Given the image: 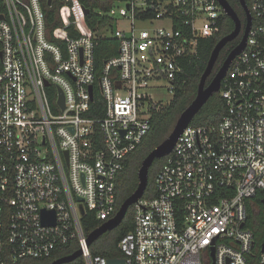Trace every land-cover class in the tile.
Here are the masks:
<instances>
[{
  "label": "built area",
  "instance_id": "obj_1",
  "mask_svg": "<svg viewBox=\"0 0 264 264\" xmlns=\"http://www.w3.org/2000/svg\"><path fill=\"white\" fill-rule=\"evenodd\" d=\"M3 1L0 264L50 257L72 240L86 264H110L92 254L82 218L116 214L117 175L159 106L151 89L166 81L174 94L184 60L198 56L200 40L219 33L227 14L219 0H113L106 14L118 53L99 70L98 38L79 0H59L62 24L52 32L42 0ZM249 7L246 47L219 92L226 113L184 129L155 177V196L134 204V227L114 259L264 264V241L257 258L246 226L247 201L264 191V0ZM119 16L130 29L118 26ZM52 210L55 223H46L43 213Z\"/></svg>",
  "mask_w": 264,
  "mask_h": 264
},
{
  "label": "trees",
  "instance_id": "obj_2",
  "mask_svg": "<svg viewBox=\"0 0 264 264\" xmlns=\"http://www.w3.org/2000/svg\"><path fill=\"white\" fill-rule=\"evenodd\" d=\"M47 14L49 31L52 32L54 27L62 24V20L58 16V12L63 3L54 0L49 4L48 0H42ZM90 12L86 15V21L89 27L94 31L98 38V44L95 49V64L100 70L106 59L118 53V41L111 33L114 18L109 16L107 11L112 6L113 0H79ZM231 6L237 11L239 16L245 20L246 14L240 3V0H228ZM251 5L252 0H246ZM6 13V6L3 0H0V15ZM234 28L233 20L225 15L221 21V30L209 38H202L199 42L198 56L187 58L184 60L182 71L179 79L175 82V92L172 100L165 104L159 105L154 109L151 117V128L144 137L142 143L131 152L124 160V168L117 175L116 179V195L117 204L116 212L120 205L128 198L138 185V170L143 159L158 146L171 132L179 115L195 97L198 84L203 71L206 68L213 48L217 42L225 35L229 34ZM73 37H77L78 33L74 30V26L69 27ZM232 44L229 52L238 44L241 39ZM226 58V56H225ZM224 58V59H225ZM223 59L217 60L214 73L223 64ZM226 103L220 93L214 94L208 102L203 106L200 112L195 116L192 125H210L216 124L226 113ZM91 115H94L93 113ZM97 114L96 116H98ZM167 157L156 159L149 171V185L144 194L145 198H152L156 194L155 177L158 171L163 167ZM264 191H259L255 197L247 201L248 219L246 226L254 232L255 246L254 252L258 256L261 254V246L264 241ZM134 209L132 205L122 223L113 230L107 231L91 245L90 249L94 255H103L107 258H115L123 256L122 250L119 248V242L122 237L131 231L134 227ZM103 221L99 220L92 212L82 218V225L85 234L88 236L93 230L99 227ZM79 249L77 240H72L67 244L59 245L52 256L45 258H23L17 261L9 260V264H49L53 260L67 256ZM64 264H86L84 258L80 256L72 262ZM251 264H260L256 258Z\"/></svg>",
  "mask_w": 264,
  "mask_h": 264
},
{
  "label": "water",
  "instance_id": "obj_3",
  "mask_svg": "<svg viewBox=\"0 0 264 264\" xmlns=\"http://www.w3.org/2000/svg\"><path fill=\"white\" fill-rule=\"evenodd\" d=\"M51 0H49V3ZM220 4L223 6L226 14L233 20L234 28L233 30L223 36L215 45L207 62L206 68L203 71L199 84L198 90L195 97L179 115L173 129L168 134V136L149 154L143 159L141 166L138 170V185L134 192L126 198V200L120 205L116 214L109 220L103 222L99 227L93 230L88 235V244L91 245L96 239L102 236L107 231L113 230L118 227L124 220L129 208L134 205L140 198H142L149 185V171L156 159L164 158L169 155L184 129L191 124L195 116L200 112L203 106L208 102V100L216 93L220 92L222 80L228 72L232 61L235 57L246 47L248 33L253 24V15L250 7L246 0H240L241 5L246 14V23L243 26L242 20L237 13V11L231 6L228 0H219ZM90 10L86 9V13ZM4 15H0L3 18ZM242 35L241 40L238 44L229 52L221 67L214 73V68L219 58L222 49L232 40ZM91 91L93 87H90ZM264 201V200H263ZM81 212L84 214V209L81 207ZM55 212L44 211L43 219L46 223H55ZM264 249V244L263 248ZM82 255L81 249L76 250L70 255L63 256L53 260L49 264H64L72 262ZM214 258V252H212ZM110 264H124V259H108ZM212 264H215L214 262Z\"/></svg>",
  "mask_w": 264,
  "mask_h": 264
},
{
  "label": "rangeland",
  "instance_id": "obj_4",
  "mask_svg": "<svg viewBox=\"0 0 264 264\" xmlns=\"http://www.w3.org/2000/svg\"><path fill=\"white\" fill-rule=\"evenodd\" d=\"M125 3L119 2V6H124ZM118 26L123 29H130L131 22L125 17H118ZM141 27H146V23H137ZM151 93L153 96V101L157 102L159 105H165L172 100L173 94L170 92L169 85L166 81L162 82L161 85L156 86L151 89Z\"/></svg>",
  "mask_w": 264,
  "mask_h": 264
},
{
  "label": "flooded vegetation",
  "instance_id": "obj_5",
  "mask_svg": "<svg viewBox=\"0 0 264 264\" xmlns=\"http://www.w3.org/2000/svg\"><path fill=\"white\" fill-rule=\"evenodd\" d=\"M241 3V2H240ZM245 12V11H244ZM241 18V17H240ZM241 20H242V23H243V26L245 25V23H246V18H245V20L243 19V17L241 18ZM242 37V36H241ZM240 38V35L237 37V38H235L234 40H232V41H230L223 49H222V51H221V53H220V55H219V58H218V60H225L224 58H225V56L227 57V53H228V50L229 49H231V47H232V44L233 43H235L236 41H238V39ZM241 40V39H240Z\"/></svg>",
  "mask_w": 264,
  "mask_h": 264
}]
</instances>
